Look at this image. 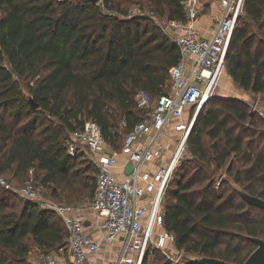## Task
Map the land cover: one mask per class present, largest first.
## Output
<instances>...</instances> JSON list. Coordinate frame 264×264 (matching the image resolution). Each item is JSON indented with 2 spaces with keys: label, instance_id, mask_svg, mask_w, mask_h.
I'll return each mask as SVG.
<instances>
[{
  "label": "trees",
  "instance_id": "trees-1",
  "mask_svg": "<svg viewBox=\"0 0 264 264\" xmlns=\"http://www.w3.org/2000/svg\"><path fill=\"white\" fill-rule=\"evenodd\" d=\"M184 1L0 0V177L27 180L32 171L53 187L54 201L58 192L76 195L86 159L83 152L68 154L69 134L93 120L118 148L141 119L138 91L166 94L169 69L181 58L153 19L130 14V7L186 21ZM262 33L264 0H245L226 70L241 90L264 96ZM188 151L170 198V184L166 192L165 227L188 255L243 264L256 249L250 237L264 240V211L243 201L237 189L264 200V117L237 99L209 101ZM219 172L232 181L217 185ZM66 244L58 215L0 185V264H32L33 247L49 253ZM154 257L155 264H172L161 252Z\"/></svg>",
  "mask_w": 264,
  "mask_h": 264
},
{
  "label": "built area",
  "instance_id": "built-area-1",
  "mask_svg": "<svg viewBox=\"0 0 264 264\" xmlns=\"http://www.w3.org/2000/svg\"><path fill=\"white\" fill-rule=\"evenodd\" d=\"M221 2L223 14L210 38H202L195 27L199 0L183 2L186 21L148 13L178 45L181 58L169 69L166 94L156 97L138 91L135 104L141 119L118 148L105 140L93 120L69 134L68 154L75 157L83 152L97 170L92 202L54 201L32 186L17 188L0 177V185L40 209L54 212L65 225L67 244L41 253L37 264H144L146 258L155 264V252L172 264H185L196 256L178 249L174 233L166 229L165 199L181 160L188 154V139L199 113L212 99L226 70L233 33L243 14L245 0ZM129 163L132 171L126 174Z\"/></svg>",
  "mask_w": 264,
  "mask_h": 264
},
{
  "label": "rangeland",
  "instance_id": "rangeland-1",
  "mask_svg": "<svg viewBox=\"0 0 264 264\" xmlns=\"http://www.w3.org/2000/svg\"><path fill=\"white\" fill-rule=\"evenodd\" d=\"M149 12H150V9L148 7L144 8L142 10H140L138 5H133L130 7V14L144 13V14L148 15ZM258 37L264 41V34L263 33L258 34ZM22 87H23V91L28 96V90H27L26 84L23 83ZM240 94H243V95L240 96ZM219 99H237V100H240V101L245 102L248 105H250L252 112H255V113L264 117V96H262L260 94L256 95L253 93H246L243 90H241L233 82V80L229 79V74H228L227 70L224 71V73H223V75L219 81V84L217 85V87L214 91L213 97L209 101H214V100H219ZM204 107H205V105L203 106V108ZM202 109H201V111H202ZM120 125H121V127H123V125H124L123 121L120 122ZM120 134L122 136H124L126 134V131L125 132L122 131ZM166 142L168 144L171 143L170 141L168 142L167 140H166ZM171 146H172V143H171ZM187 157H189V151H188V154H186L184 156V158L181 160V163ZM85 159H86V164H84L85 168L83 169V174H82L83 179L81 180L80 183H78L76 185V189H77L76 195H74L72 197H68V196L64 197V196H61L60 192H58V196H56V198L59 202L88 204V203L93 201L94 194L91 193V190H90L89 177L95 176L94 172L96 171V168H95V166H93V170L89 171L88 167H90L91 162L87 158L86 155H85ZM178 168L174 174L172 182L170 183L169 190H168V198L171 197L172 191H173V189H175V181L178 177L177 176ZM4 178L7 181H9L10 183H12L14 185V187H17V188H21L24 186H32L33 188L40 190V193L43 197H49L51 190L53 188L52 186L42 185L40 179L37 180L32 171H31L30 176L27 180H21V181L13 180L11 178V176H9V175H5ZM213 178H214V180H216L217 185H218V182L222 181L223 179L232 181L225 175L224 172L216 173L215 175H213ZM15 194L20 199H23L18 193L15 192ZM23 200H25V199H23ZM34 251H35V248L33 247L30 252H34ZM35 254H36V256L34 258L31 255H29V258L32 260V262H31L32 264H37V262H38V252H36ZM39 257H40V255H39ZM155 263H156V261H155Z\"/></svg>",
  "mask_w": 264,
  "mask_h": 264
},
{
  "label": "crops",
  "instance_id": "crops-1",
  "mask_svg": "<svg viewBox=\"0 0 264 264\" xmlns=\"http://www.w3.org/2000/svg\"><path fill=\"white\" fill-rule=\"evenodd\" d=\"M199 15L195 22V27L202 38H210L213 36L216 26L220 21L223 14V6L221 0H199L198 5ZM229 79L231 77L229 76ZM232 80V79H231ZM243 94H240L242 96ZM167 135L165 138H168ZM169 155V152L167 153ZM121 161L124 162V157L121 158ZM95 237H99L96 233H94ZM36 252H38V260L39 255H41V250L35 248L34 252H30L33 258L36 256ZM28 260L32 262V260L28 257Z\"/></svg>",
  "mask_w": 264,
  "mask_h": 264
},
{
  "label": "water",
  "instance_id": "water-1",
  "mask_svg": "<svg viewBox=\"0 0 264 264\" xmlns=\"http://www.w3.org/2000/svg\"><path fill=\"white\" fill-rule=\"evenodd\" d=\"M94 3H98L100 0H91ZM31 103L35 108L38 106L34 103L33 99H31ZM132 171V164H128L126 168V174H129ZM240 194V197L247 204L257 207L264 211V200L258 196H252L246 193L241 188H237ZM250 240L256 245V249L248 256V258L244 261L243 264H264V240L256 237H250ZM191 261L195 264H234L230 262H226L220 259L194 256L191 257Z\"/></svg>",
  "mask_w": 264,
  "mask_h": 264
}]
</instances>
